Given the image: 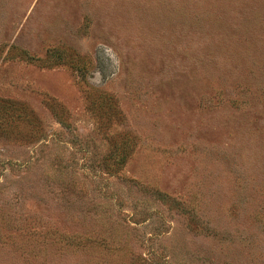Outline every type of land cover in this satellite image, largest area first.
Masks as SVG:
<instances>
[{
    "label": "rangeland",
    "instance_id": "obj_1",
    "mask_svg": "<svg viewBox=\"0 0 264 264\" xmlns=\"http://www.w3.org/2000/svg\"><path fill=\"white\" fill-rule=\"evenodd\" d=\"M0 264H264V0H0Z\"/></svg>",
    "mask_w": 264,
    "mask_h": 264
},
{
    "label": "trees",
    "instance_id": "obj_2",
    "mask_svg": "<svg viewBox=\"0 0 264 264\" xmlns=\"http://www.w3.org/2000/svg\"><path fill=\"white\" fill-rule=\"evenodd\" d=\"M78 75H79V73H78ZM45 104L50 109L52 114L56 116L57 110L54 106V101L52 99H49V101H47ZM22 111L24 113L23 116H20V120L22 121L23 128H24L22 136L24 138H27L29 136H32L37 130L35 128V123L33 121V117L27 116L26 115L27 111L24 108L22 109ZM8 132H12L11 129H9ZM37 136H39V135L37 134ZM115 149L116 150H110L105 154L106 155L105 159H108V160L104 161V163L102 165V170L105 173H108L110 175L116 174L120 170V165L124 161L125 156L128 154L124 148H121V149L115 148ZM46 173L48 175H56V174L64 175L65 171L64 170L54 171V169L49 166L46 169Z\"/></svg>",
    "mask_w": 264,
    "mask_h": 264
}]
</instances>
